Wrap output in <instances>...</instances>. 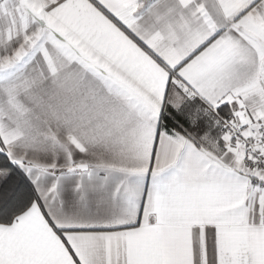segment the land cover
Here are the masks:
<instances>
[{
	"label": "snow or ice",
	"instance_id": "6c2138e0",
	"mask_svg": "<svg viewBox=\"0 0 264 264\" xmlns=\"http://www.w3.org/2000/svg\"><path fill=\"white\" fill-rule=\"evenodd\" d=\"M0 264H264V0H0Z\"/></svg>",
	"mask_w": 264,
	"mask_h": 264
}]
</instances>
